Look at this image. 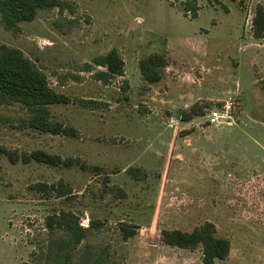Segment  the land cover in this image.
Masks as SVG:
<instances>
[{
  "label": "rangeland",
  "instance_id": "1",
  "mask_svg": "<svg viewBox=\"0 0 264 264\" xmlns=\"http://www.w3.org/2000/svg\"><path fill=\"white\" fill-rule=\"evenodd\" d=\"M65 1L67 10L39 11L17 32L0 20V46L21 51L68 98L50 110L77 137L23 129L19 106H0V146L88 169L0 156V264H201L200 248L166 246L161 231L204 222L230 242L217 264H264V35L252 34L264 0ZM112 49L124 74L104 85L92 61ZM153 53L168 66L151 88L138 62ZM194 103L203 114L182 121ZM225 104L231 121L209 126ZM59 182L64 198L34 188Z\"/></svg>",
  "mask_w": 264,
  "mask_h": 264
},
{
  "label": "trees",
  "instance_id": "2",
  "mask_svg": "<svg viewBox=\"0 0 264 264\" xmlns=\"http://www.w3.org/2000/svg\"><path fill=\"white\" fill-rule=\"evenodd\" d=\"M230 1L236 2L238 0ZM67 8L68 4L65 0H0V20L6 30L17 32L19 23L33 21L39 11L58 9L63 12ZM185 9L187 13L191 11L193 17L198 10L195 4H188ZM252 34L255 39H261L264 35L263 5H257L255 8L252 19ZM92 64L104 70L97 71L92 75L95 81L104 85L124 74V63L114 49L103 56L96 57ZM167 66L168 59L166 55L161 53L149 54L138 62L140 76L151 88L157 84H163V71ZM82 72L92 73V65L85 64ZM127 88L128 85H125L124 90ZM68 102L69 100L64 94L58 93L50 87L46 75L21 51L4 45L0 46V106H19L24 115L19 120L23 129L28 128L54 136L77 137V131L57 121L50 110V106L67 104ZM202 114V106L194 103L188 111L182 113L181 119L188 122ZM0 156H5L12 164L35 162L49 167L71 168L78 166L81 170L88 169L79 159L68 158L63 160L57 155H51L41 150L18 154L0 146ZM92 169L95 172L99 171L97 167H92ZM130 172H133L135 178H138L137 170ZM34 188L38 191L49 190L54 192L57 198H64L71 193L63 186L62 182L50 186L37 184ZM118 192L123 194L120 189ZM53 222L54 216L47 218L49 229L53 227ZM78 228L72 229L76 236V242H79L81 237V229ZM120 228L126 238L132 237L135 233L134 229H136V227L126 229L125 225H121ZM215 233L214 225L204 222L191 232L163 230L161 231V242L169 247L186 250L200 248L201 264H217V261H224L228 258L230 242L228 239L216 237Z\"/></svg>",
  "mask_w": 264,
  "mask_h": 264
},
{
  "label": "built area",
  "instance_id": "3",
  "mask_svg": "<svg viewBox=\"0 0 264 264\" xmlns=\"http://www.w3.org/2000/svg\"><path fill=\"white\" fill-rule=\"evenodd\" d=\"M229 104L220 106L214 109L212 112L208 113L206 122L209 126H214L218 124H226L231 121V116L229 114Z\"/></svg>",
  "mask_w": 264,
  "mask_h": 264
}]
</instances>
